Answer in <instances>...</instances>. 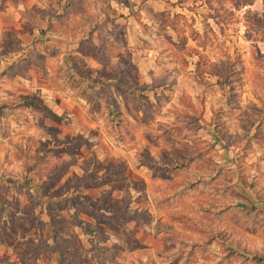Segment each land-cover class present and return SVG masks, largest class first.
<instances>
[{
  "label": "rangeland",
  "instance_id": "rangeland-1",
  "mask_svg": "<svg viewBox=\"0 0 264 264\" xmlns=\"http://www.w3.org/2000/svg\"><path fill=\"white\" fill-rule=\"evenodd\" d=\"M63 1L0 0L51 54L0 110V264H264V1Z\"/></svg>",
  "mask_w": 264,
  "mask_h": 264
},
{
  "label": "crops",
  "instance_id": "crops-1",
  "mask_svg": "<svg viewBox=\"0 0 264 264\" xmlns=\"http://www.w3.org/2000/svg\"><path fill=\"white\" fill-rule=\"evenodd\" d=\"M83 3L84 1L81 0ZM89 1V0H87ZM149 0L145 1V5L148 4ZM166 1L169 0H151L152 4L155 6L156 10L158 11H165L166 9H170V7L166 4ZM66 7L63 5L62 9H67V6L72 3L71 0H64L63 3H66ZM96 3H99L98 0H91V4L95 6ZM113 6L115 7L120 13L125 14V16L131 15L130 13L124 12L126 8V4L120 3L119 0H113ZM93 6V7H94ZM26 10V9H25ZM21 11V13H24V11ZM100 9H98L99 12ZM94 11H96V8H94ZM18 16L14 15L12 22L8 25V23H5V25L0 27V110H3L5 107L8 106L14 101L17 103L22 102V98H27L30 95V92H38L35 84L37 81L35 79L38 76V73H41L40 76L44 80L49 79V66H45V61H47V57H49V47L48 44L43 42V39L41 37L42 33H46L45 27H33L29 33L25 34L24 31L21 29V17L19 16L20 11L15 12ZM9 15V14H7ZM45 21L48 25L49 23V13H45ZM132 17H128L127 21H129V24L133 22ZM126 21V22H127ZM37 20L34 22L36 23ZM5 26H12L15 32H17L18 36V45L16 47H13L9 50L5 49V37L6 33L4 28ZM131 27H133L131 25ZM48 28V27H47ZM10 30V29H6ZM30 37L29 41L26 42L27 37ZM65 40L64 38H62ZM53 53V52H52ZM40 54L41 60L35 59V55ZM44 57L43 64L42 58ZM27 67V68H26ZM32 70L36 71V78H34ZM46 90V89H44ZM48 90V89H47ZM48 101V98L46 99ZM3 127H6V121L3 119V117L0 115V129L2 130ZM8 137L4 133H0V141L8 142Z\"/></svg>",
  "mask_w": 264,
  "mask_h": 264
},
{
  "label": "trees",
  "instance_id": "trees-1",
  "mask_svg": "<svg viewBox=\"0 0 264 264\" xmlns=\"http://www.w3.org/2000/svg\"><path fill=\"white\" fill-rule=\"evenodd\" d=\"M248 4H252V1L251 0H245V4H243V5H248Z\"/></svg>",
  "mask_w": 264,
  "mask_h": 264
}]
</instances>
